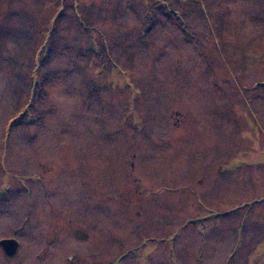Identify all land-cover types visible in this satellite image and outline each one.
Masks as SVG:
<instances>
[{
  "label": "rangeland",
  "instance_id": "1",
  "mask_svg": "<svg viewBox=\"0 0 264 264\" xmlns=\"http://www.w3.org/2000/svg\"><path fill=\"white\" fill-rule=\"evenodd\" d=\"M0 238V264H264V0H0Z\"/></svg>",
  "mask_w": 264,
  "mask_h": 264
},
{
  "label": "crops",
  "instance_id": "2",
  "mask_svg": "<svg viewBox=\"0 0 264 264\" xmlns=\"http://www.w3.org/2000/svg\"><path fill=\"white\" fill-rule=\"evenodd\" d=\"M110 1H112V0H110ZM74 7H73V5H72V9H73ZM84 11H86L84 8H83V12ZM236 164L237 163H235V161H233L232 159L230 160V162L229 163H226V165H225V167L226 168H228V170L226 171V173H229V172H231V171H233L234 169H235V166H236ZM239 165H243V164H239ZM238 165V166H239ZM246 173H248V171H246ZM233 174V173H232ZM231 178H232V180H235L236 179V177L235 176H232L231 175ZM223 183V182H222ZM218 186H221V188H224V186H223V184H217ZM227 185V187L226 188H228V189H231L230 191H228L227 190V194H226V196H225V202L227 203V205H226V207L227 208H229V207H231V206H233V207H231L230 208V212L232 213L236 208H240L241 206H240V201H239V198L241 199L243 196H245V195H243V196H235L236 194V184L235 183H233V184H226ZM225 193L226 192H222V194L223 195H225ZM249 199H251V198H249ZM228 200L229 201H231V204L230 203H228ZM252 200V199H251ZM256 203H259L260 201L258 200V199H256V201H255ZM253 203V202H252ZM227 211V210H226ZM248 211H250V209L248 210ZM247 211V212H248ZM246 212V213H247ZM246 213H244L243 214V216H246ZM192 222H196V220L194 219V220H191V223ZM231 229V228H230ZM256 236H261V234L260 233H258V232H256Z\"/></svg>",
  "mask_w": 264,
  "mask_h": 264
},
{
  "label": "water",
  "instance_id": "3",
  "mask_svg": "<svg viewBox=\"0 0 264 264\" xmlns=\"http://www.w3.org/2000/svg\"><path fill=\"white\" fill-rule=\"evenodd\" d=\"M0 247L6 254H13L18 247V240L15 238H0Z\"/></svg>",
  "mask_w": 264,
  "mask_h": 264
},
{
  "label": "flooded vegetation",
  "instance_id": "4",
  "mask_svg": "<svg viewBox=\"0 0 264 264\" xmlns=\"http://www.w3.org/2000/svg\"><path fill=\"white\" fill-rule=\"evenodd\" d=\"M18 245H19V243H18ZM0 250L2 251V253L4 254V256H6V257H10V256L13 257V255L16 253V250H17V249L15 250V252H14L13 254H10V255L4 253L3 250L1 249V247H0Z\"/></svg>",
  "mask_w": 264,
  "mask_h": 264
},
{
  "label": "trees",
  "instance_id": "5",
  "mask_svg": "<svg viewBox=\"0 0 264 264\" xmlns=\"http://www.w3.org/2000/svg\"><path fill=\"white\" fill-rule=\"evenodd\" d=\"M72 7V6H71ZM71 11L73 12V9H71Z\"/></svg>",
  "mask_w": 264,
  "mask_h": 264
}]
</instances>
